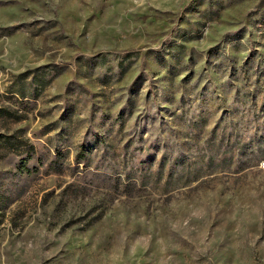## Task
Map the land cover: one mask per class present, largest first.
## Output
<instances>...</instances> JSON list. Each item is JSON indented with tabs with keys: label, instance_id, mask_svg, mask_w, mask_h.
<instances>
[{
	"label": "rangeland",
	"instance_id": "1",
	"mask_svg": "<svg viewBox=\"0 0 264 264\" xmlns=\"http://www.w3.org/2000/svg\"><path fill=\"white\" fill-rule=\"evenodd\" d=\"M0 264H264V0H0Z\"/></svg>",
	"mask_w": 264,
	"mask_h": 264
}]
</instances>
